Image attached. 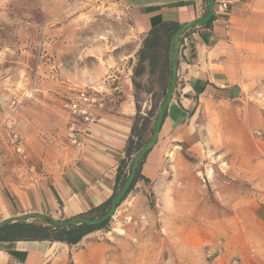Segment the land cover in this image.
<instances>
[{"label": "rangeland", "instance_id": "374dc122", "mask_svg": "<svg viewBox=\"0 0 264 264\" xmlns=\"http://www.w3.org/2000/svg\"><path fill=\"white\" fill-rule=\"evenodd\" d=\"M131 26L122 0H0V195L23 191L65 163L85 121L64 105L81 90L92 95L91 81L109 71L131 72L136 98L144 103L135 131L141 143L150 138L170 67L162 42L151 50V66L140 60V49L134 54ZM195 124L193 151L180 152L177 169L168 156L143 209L160 216L152 226L162 227L163 237L166 228L189 226L203 240L194 260L164 256L163 264H209L221 248L213 238L230 237L236 212L245 214L252 199H261L256 182H264V75L241 102L198 108ZM111 220L100 231L111 229ZM121 234L127 243L115 251L116 264H154L142 242L150 235Z\"/></svg>", "mask_w": 264, "mask_h": 264}, {"label": "crops", "instance_id": "0c3cea01", "mask_svg": "<svg viewBox=\"0 0 264 264\" xmlns=\"http://www.w3.org/2000/svg\"><path fill=\"white\" fill-rule=\"evenodd\" d=\"M122 1L132 16L129 41L136 42L134 54L152 30L175 25L178 28L201 18L206 10V0ZM262 75L264 0H214L210 22L188 30L180 39L176 85L157 142L142 159L139 178L118 205L111 229L92 232L74 245L0 241V264H116L115 251L127 243L121 232L150 235L142 242L146 251L153 253L147 260L154 264H163L164 256L166 260L171 256L194 260L203 240L200 232L194 227L174 226L166 228L163 237L162 227L152 226L160 216L143 209L147 196L163 177L170 154L174 156L172 166L177 169L180 152L193 151L198 141V108L212 102H241L246 91L257 89ZM89 89L97 104L90 110L91 118L78 125L80 138L70 147L65 163L23 191L1 193L0 222L27 214L55 220L82 217L111 201L118 191L117 168L125 157L135 116L140 108L143 111L144 103L136 98L131 72L127 70L109 71L102 79L92 80ZM256 187L261 199H252L245 214L236 212L230 237L221 241L219 234L213 238L211 243L220 242L221 248L209 264H232L233 258L238 260L234 264H264V182H256ZM191 216L194 215L187 218ZM175 218H179L178 214ZM144 219L146 222H140ZM117 228L119 233L115 232ZM166 250L172 255H165Z\"/></svg>", "mask_w": 264, "mask_h": 264}, {"label": "trees", "instance_id": "16d2710c", "mask_svg": "<svg viewBox=\"0 0 264 264\" xmlns=\"http://www.w3.org/2000/svg\"><path fill=\"white\" fill-rule=\"evenodd\" d=\"M176 30H177L176 25L170 28L164 27V28L152 30L149 34V37L143 42L142 48L138 52V55L140 56V60H146L148 62V66H151L153 64L152 61L155 60L154 58L155 51L151 52V50L161 42L165 44L164 46V51L166 52L165 57L166 55L168 56L169 42ZM166 64L168 67L167 57H166ZM135 129H136V123L134 122V125L131 127L130 137L127 141L125 157L119 162V166L117 168L116 190H118L122 186L126 178L128 166L132 161L133 155H135L139 151V149L147 142L146 141L145 143H141L140 137L136 134ZM137 178H139L138 170L136 173L135 180ZM109 204L110 201L106 202L104 205L98 208L90 210L88 214H86L88 217H84V218L96 219L101 217L109 208ZM108 221L96 227L74 225L66 228H53L51 226H47L39 222L18 221L15 223L8 224L2 230H0V241H19V240H38V241H50V242L58 241V242H64L68 245H74L80 242L81 239L86 235L101 230L107 224Z\"/></svg>", "mask_w": 264, "mask_h": 264}, {"label": "water", "instance_id": "95a60500", "mask_svg": "<svg viewBox=\"0 0 264 264\" xmlns=\"http://www.w3.org/2000/svg\"><path fill=\"white\" fill-rule=\"evenodd\" d=\"M213 13H214V0H206V10H205L204 15L195 21L180 25L177 28V30L174 32L169 42V47H168V64L170 67L168 86H167L163 101L155 117L151 136L147 140V142L139 149V151L133 156L132 161L128 166L126 178L122 186L118 189V191L112 197L107 211L101 217L96 218V219H88L84 217H73L67 220H55L53 218L40 215V214H27V215H22V216H12L0 222V230H2L8 224L15 223L18 221H27L29 219H37L43 224L47 226H51L53 228H66V227L74 226V225H84L87 227H96V226L102 225L104 222L112 218L118 205L122 202V200L128 194L135 180L136 173L140 165V162L145 157V155L155 146L157 142L158 134L161 129V125L164 120L167 109L169 107V104L171 102L174 89H175V85H176L180 39L188 30L192 28L200 27L208 23L211 20Z\"/></svg>", "mask_w": 264, "mask_h": 264}, {"label": "built area", "instance_id": "2783aa9c", "mask_svg": "<svg viewBox=\"0 0 264 264\" xmlns=\"http://www.w3.org/2000/svg\"><path fill=\"white\" fill-rule=\"evenodd\" d=\"M222 7L227 8V4L223 3ZM97 99L94 95H89L84 90L79 92V95L76 100H70L69 103H66L64 107L69 110V112L76 116L77 118H82L85 122L91 118L90 110L96 106ZM71 132L72 129L70 130ZM71 137H74L73 134H70Z\"/></svg>", "mask_w": 264, "mask_h": 264}]
</instances>
